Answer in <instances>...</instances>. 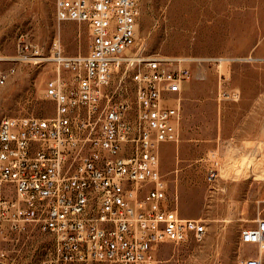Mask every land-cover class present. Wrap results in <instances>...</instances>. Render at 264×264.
<instances>
[{
	"label": "built area",
	"instance_id": "1",
	"mask_svg": "<svg viewBox=\"0 0 264 264\" xmlns=\"http://www.w3.org/2000/svg\"><path fill=\"white\" fill-rule=\"evenodd\" d=\"M56 8L60 21L88 25L86 55H67L56 43L44 57L24 33L14 58L0 50V87L15 72L8 62L49 61L56 71L45 92L52 117L0 122V264L15 263L2 245L31 227L53 238L54 258L38 264H160L162 245L202 242L208 232L203 219L169 206L160 172V146L177 141L191 72L176 59L135 51L140 0H56ZM122 69L131 71L134 102L122 95L124 75L112 79ZM218 176L213 160L207 180ZM241 236L264 245V218Z\"/></svg>",
	"mask_w": 264,
	"mask_h": 264
},
{
	"label": "rangeland",
	"instance_id": "2",
	"mask_svg": "<svg viewBox=\"0 0 264 264\" xmlns=\"http://www.w3.org/2000/svg\"><path fill=\"white\" fill-rule=\"evenodd\" d=\"M140 0L138 51L144 57L191 58L183 91L177 141L160 146V172L168 204L180 216L203 219L208 232L202 242L164 244L160 264H244L251 254L263 256L264 245L245 244L242 231L264 218V3L252 0ZM177 5V6H176ZM24 33L44 57L61 46L67 55H86L87 24L60 21L56 0H0V50L14 58ZM222 59V61L220 60ZM15 67L0 87V122L5 117L50 118L55 105L46 84L54 65L8 62ZM124 75L122 95L134 102L131 71ZM213 154L215 157H212ZM218 163L210 183L207 170ZM15 254L14 264H38L54 258L53 238L31 227L19 242L3 244ZM72 264H111L79 262Z\"/></svg>",
	"mask_w": 264,
	"mask_h": 264
},
{
	"label": "crops",
	"instance_id": "3",
	"mask_svg": "<svg viewBox=\"0 0 264 264\" xmlns=\"http://www.w3.org/2000/svg\"><path fill=\"white\" fill-rule=\"evenodd\" d=\"M220 1H222V0H220ZM227 1L230 2L231 0H227ZM232 1H234V0H232ZM189 2H190L189 0H178L177 5H178V7L180 6V8L181 7L183 8V6L187 5ZM252 2L256 6V9H258V10L262 9V3H264V0H252ZM259 219H262V218H259ZM241 240H242V236H241ZM261 253L264 254V248L261 250ZM249 257H259L263 261V264H264V257L259 256V254H251L250 256H248V258Z\"/></svg>",
	"mask_w": 264,
	"mask_h": 264
},
{
	"label": "bare ground",
	"instance_id": "4",
	"mask_svg": "<svg viewBox=\"0 0 264 264\" xmlns=\"http://www.w3.org/2000/svg\"><path fill=\"white\" fill-rule=\"evenodd\" d=\"M188 60H192L191 58H184V59H178L179 62H183V61H188ZM222 61V59H220ZM182 65V64H181ZM262 246V245H261Z\"/></svg>",
	"mask_w": 264,
	"mask_h": 264
}]
</instances>
